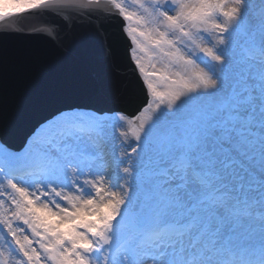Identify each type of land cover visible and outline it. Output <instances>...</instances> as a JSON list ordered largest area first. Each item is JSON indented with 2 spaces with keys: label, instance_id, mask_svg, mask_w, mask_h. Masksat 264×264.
I'll use <instances>...</instances> for the list:
<instances>
[{
  "label": "snow or ice",
  "instance_id": "snow-or-ice-1",
  "mask_svg": "<svg viewBox=\"0 0 264 264\" xmlns=\"http://www.w3.org/2000/svg\"><path fill=\"white\" fill-rule=\"evenodd\" d=\"M0 0L56 48L118 20L144 92L53 77L0 40V264H264V0ZM63 36V39L61 37ZM71 50V49H69ZM91 103L72 104L74 91ZM57 103L19 148L10 138Z\"/></svg>",
  "mask_w": 264,
  "mask_h": 264
},
{
  "label": "water",
  "instance_id": "water-1",
  "mask_svg": "<svg viewBox=\"0 0 264 264\" xmlns=\"http://www.w3.org/2000/svg\"><path fill=\"white\" fill-rule=\"evenodd\" d=\"M94 33L96 32L91 29L75 45L71 41L66 40L65 44L69 45V47L59 50L52 43V40L56 39L53 33L51 40L47 35L40 42H35L28 50L25 49L24 54L33 52L47 54L48 64L46 71L53 77H69L73 80H80L89 77L110 76L119 84L123 96V100L118 106L127 105L129 114L137 113L144 100V92L132 70L131 75L128 76L121 73L123 68L129 67V61L126 56V41L119 31V27H114V33L112 32L109 36L110 39L106 40L108 42L107 45L93 40L91 36ZM61 39H63V36ZM136 86L137 88L135 89L134 87ZM70 103L81 104L95 109L110 107V105L104 103L89 102L85 93L80 90L73 92V98ZM67 106L68 104L65 103H57L36 108L19 123L15 132L33 128L37 122L51 115L52 111L57 108H66Z\"/></svg>",
  "mask_w": 264,
  "mask_h": 264
},
{
  "label": "rangeland",
  "instance_id": "rangeland-1",
  "mask_svg": "<svg viewBox=\"0 0 264 264\" xmlns=\"http://www.w3.org/2000/svg\"><path fill=\"white\" fill-rule=\"evenodd\" d=\"M249 3L253 6V11L258 13L259 12V5H260V0H249Z\"/></svg>",
  "mask_w": 264,
  "mask_h": 264
}]
</instances>
